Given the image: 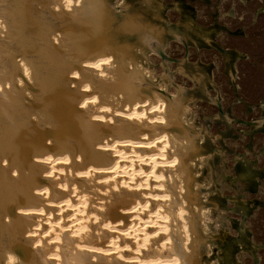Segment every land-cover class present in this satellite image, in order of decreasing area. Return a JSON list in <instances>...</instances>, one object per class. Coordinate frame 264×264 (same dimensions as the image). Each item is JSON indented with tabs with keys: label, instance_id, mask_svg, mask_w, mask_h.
Instances as JSON below:
<instances>
[{
	"label": "bare ground",
	"instance_id": "6f19581e",
	"mask_svg": "<svg viewBox=\"0 0 264 264\" xmlns=\"http://www.w3.org/2000/svg\"><path fill=\"white\" fill-rule=\"evenodd\" d=\"M115 9L0 0V264H201L181 102Z\"/></svg>",
	"mask_w": 264,
	"mask_h": 264
},
{
	"label": "flooded vegetation",
	"instance_id": "af4514ba",
	"mask_svg": "<svg viewBox=\"0 0 264 264\" xmlns=\"http://www.w3.org/2000/svg\"><path fill=\"white\" fill-rule=\"evenodd\" d=\"M127 1L142 6L158 25L164 20L182 35L185 42L172 37L167 27L162 33L164 49L172 40L187 50L185 57L172 59L177 64L175 72L186 73L194 83L191 90L181 94L190 95L191 102L200 99L213 107L203 126L193 121L188 129L196 135L198 145V154L191 158L197 160L196 155H203V162L195 161L193 169L200 182L208 183L207 206L229 218L231 224L228 227L222 220L225 227L220 232L223 240L218 241L222 247L218 258L222 264H239L244 251L252 264L264 262L259 253L264 251V96L258 93L248 100L241 85L244 68L248 65L253 69V41L260 44L264 40V0ZM168 8L175 14L173 22L167 16ZM162 54V58L168 57L164 50ZM211 55L220 56V65ZM260 66L264 69V60ZM216 73L226 80L218 82ZM260 83L263 92L264 76ZM251 85L252 90L253 78ZM212 130L218 134H210ZM239 136L246 138L248 151L238 152L229 145ZM225 209L244 218L253 216V231L246 219L228 217ZM212 235L210 242L215 240Z\"/></svg>",
	"mask_w": 264,
	"mask_h": 264
},
{
	"label": "rangeland",
	"instance_id": "374dc122",
	"mask_svg": "<svg viewBox=\"0 0 264 264\" xmlns=\"http://www.w3.org/2000/svg\"><path fill=\"white\" fill-rule=\"evenodd\" d=\"M98 1L95 0L96 4L101 9L106 8L108 5L110 6V3L116 8L113 11V14L110 13L113 15V18L110 17V14L106 18V23L109 25L108 28L115 30L120 25H124L126 27L124 34L126 35V33H128L127 36H122L121 38V35L123 33L121 31V35L119 34V38L117 40L120 39L119 41L127 46V49L130 51L131 56L136 59L135 61L137 63H139L146 69L148 74H150L151 79L157 84L159 89H162L161 91H163L167 95V97H176L177 102H181L183 109V123L187 125L188 128L189 126H192L191 123L193 121L195 123L197 122L199 126H203L205 124L204 119L206 118L208 112L210 113L211 111H213V107L211 108V106L205 104V102L201 101L200 99H195L194 102H191L192 97L190 95L186 97L181 94L186 89L191 90L192 86H194V83L188 76H186V73L182 74L179 72H175L177 64L172 60L185 57L187 54V50L184 49V46L182 44L176 43L172 40H168L169 43L164 49V44L162 41V33L166 32V27L169 30L168 32L172 34V37H176L180 41L185 42L182 35L178 33L176 29H172L171 25L164 20L163 22H161L162 25H158L154 21V19L147 17L146 10L143 9L142 6L139 7L131 2H128L127 0ZM144 1L142 0V3ZM148 7H150V5ZM166 11L169 20L173 22L175 14L173 13L172 9L168 8ZM153 17H156V13L153 14ZM162 50H164L168 57L162 58ZM189 50L191 53V48ZM202 53L203 52L201 51L200 56L202 55ZM219 57L220 56H210L211 59H215L217 65H220ZM192 58L195 59V55L192 56ZM262 60H264V40H262L260 44L259 42L257 44L256 41H253V69L247 65V67L244 68L243 75L241 76V85L243 84L244 90H242V93L244 94V96H247L248 100H251L252 97H256L258 93L260 96H264V89L263 92H260L261 76H264V69L259 68ZM251 78H253V91L251 90ZM215 79L220 83H223L222 81L226 80L222 79L219 73H216ZM229 94L232 95V92L230 90ZM189 132V141H191L189 145L193 151V154H198V145L197 143L195 144L196 135L190 130ZM210 134H218V132L216 130H212ZM205 141H207V138L205 139ZM245 142L246 138L244 136H239L237 139H234V141L231 142L232 145H229L234 146V149H237L238 152H240V150L248 151L247 147L245 146ZM193 146L197 147L196 151L193 150ZM196 158L198 162H203V155H196ZM197 160L194 159L193 166L195 165V161L197 162ZM205 164L207 165L208 161L205 162ZM195 174L198 182V188L196 187L193 190L192 196L193 199L203 208L202 214L200 212V214L197 213L196 216V219L199 222L195 221L194 223L196 232L198 231L197 233L199 234H196L198 237L196 236L197 240L195 243V251L200 253V257L198 256V254L196 255L200 258L198 259L201 264H222V260L218 258V256H220L222 248L218 241L223 240L221 239L222 237H220V232L221 230H224L225 227V225L222 224V220L225 221V224L228 227L231 224L228 221L229 218L221 217V215L219 216V214H221L220 212H213L212 210L210 211V208L207 206L208 203L206 201V191L209 189L208 183L200 182L198 180L197 171H195ZM223 213L231 218H244L242 216L243 214H237L231 211L229 212V210L227 209H225ZM244 219H246L247 224L252 225L251 230L253 231V216L248 215ZM229 231L231 233L234 232L231 230ZM212 234L215 235L216 241L213 240L212 242H210V238L213 237ZM261 237L262 236H259V238ZM212 253L215 254V257L211 256ZM259 253L260 257L264 256V251H261ZM241 256L243 258H241V260L239 259L241 262L239 264H252V260L248 258L249 255L247 254V252L243 251V254ZM260 264H264V262Z\"/></svg>",
	"mask_w": 264,
	"mask_h": 264
}]
</instances>
